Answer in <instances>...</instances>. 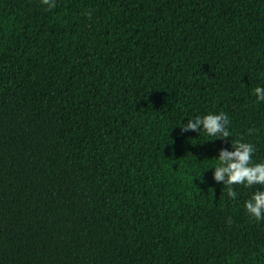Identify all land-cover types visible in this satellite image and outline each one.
I'll list each match as a JSON object with an SVG mask.
<instances>
[{"label": "trees", "instance_id": "1", "mask_svg": "<svg viewBox=\"0 0 264 264\" xmlns=\"http://www.w3.org/2000/svg\"><path fill=\"white\" fill-rule=\"evenodd\" d=\"M257 85L264 0H0V264H264L227 138L176 125L224 111L262 160Z\"/></svg>", "mask_w": 264, "mask_h": 264}, {"label": "clouds", "instance_id": "2", "mask_svg": "<svg viewBox=\"0 0 264 264\" xmlns=\"http://www.w3.org/2000/svg\"><path fill=\"white\" fill-rule=\"evenodd\" d=\"M43 3L49 8L55 7V0H43ZM253 94L257 103L264 102V85H257L253 89ZM176 125L180 127V134L192 130L198 131L200 135L203 131L207 137L204 141L227 138L231 149L220 148L218 153L212 156L214 159L211 166L205 169H213L212 178L226 186L230 199L234 200L238 195L233 185L242 184L254 188L244 201V207L257 221L264 219V159L259 161L253 159L256 146L250 140L232 139L233 130L229 115L224 111H207L188 117L186 122L182 119ZM253 131L248 130L249 133Z\"/></svg>", "mask_w": 264, "mask_h": 264}]
</instances>
